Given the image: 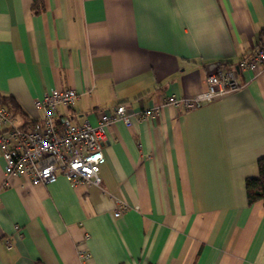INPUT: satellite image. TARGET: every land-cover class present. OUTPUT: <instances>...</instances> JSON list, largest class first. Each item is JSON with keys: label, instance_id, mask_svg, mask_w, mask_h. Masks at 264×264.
I'll list each match as a JSON object with an SVG mask.
<instances>
[{"label": "crops", "instance_id": "obj_1", "mask_svg": "<svg viewBox=\"0 0 264 264\" xmlns=\"http://www.w3.org/2000/svg\"><path fill=\"white\" fill-rule=\"evenodd\" d=\"M34 1L0 0V93L22 125L41 122L35 101L53 88L78 91L57 117L79 124L193 96L207 66L264 42V0H42L38 14ZM240 81L192 110L116 121L100 186L5 185L0 157V264H264V202L245 183L264 156V67Z\"/></svg>", "mask_w": 264, "mask_h": 264}, {"label": "built area", "instance_id": "obj_2", "mask_svg": "<svg viewBox=\"0 0 264 264\" xmlns=\"http://www.w3.org/2000/svg\"><path fill=\"white\" fill-rule=\"evenodd\" d=\"M260 67H264V42L237 64L217 61L207 66L203 92L190 97L168 95L160 103L138 110L119 104L109 112H101L96 124L88 120L75 123L70 117L58 119V107L73 106L78 99L79 93L72 87L53 88L35 101L43 118L34 126L19 124L11 111L0 106V157L4 160L5 185L12 176L25 177L35 185L55 182L58 176L64 175L73 185L100 186V169L106 161L103 147L116 121L130 127L134 120L157 117L166 105H173L180 111L195 109L239 91L243 87L240 73ZM123 208L124 204L120 203L115 216H120ZM7 245L11 247L9 240ZM79 256L85 260L90 253L80 250Z\"/></svg>", "mask_w": 264, "mask_h": 264}, {"label": "trees", "instance_id": "obj_3", "mask_svg": "<svg viewBox=\"0 0 264 264\" xmlns=\"http://www.w3.org/2000/svg\"><path fill=\"white\" fill-rule=\"evenodd\" d=\"M43 9V1L35 0L32 6L33 12L38 14L41 13ZM0 106L6 107L15 116L19 113L20 106L13 96H6L0 93ZM30 123L24 124V126H28ZM258 172V176L247 177L245 180L247 197L250 205H253L257 201L264 202V156L258 159Z\"/></svg>", "mask_w": 264, "mask_h": 264}]
</instances>
